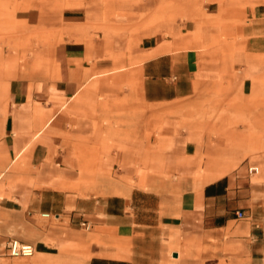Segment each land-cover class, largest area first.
Masks as SVG:
<instances>
[{
  "label": "crops",
  "instance_id": "1",
  "mask_svg": "<svg viewBox=\"0 0 264 264\" xmlns=\"http://www.w3.org/2000/svg\"><path fill=\"white\" fill-rule=\"evenodd\" d=\"M172 5L0 0V264L15 215L28 229L38 216L45 234L52 225L65 231L58 253L82 264H140L151 247L162 253L168 229L201 241L229 227L248 263L264 264V150H254L264 144V100H253L264 98V42L200 53L194 24L171 18ZM128 78L138 81L134 91L119 86ZM212 88L215 99L232 100L213 107L238 120L230 133L166 116L151 119L135 144L109 145L127 140L126 124L118 133L109 126L117 99L135 93L156 109L176 108ZM227 117L206 125H228ZM252 165L259 171L248 175Z\"/></svg>",
  "mask_w": 264,
  "mask_h": 264
},
{
  "label": "rangeland",
  "instance_id": "2",
  "mask_svg": "<svg viewBox=\"0 0 264 264\" xmlns=\"http://www.w3.org/2000/svg\"><path fill=\"white\" fill-rule=\"evenodd\" d=\"M212 1L214 2L212 3L210 0H160V3L165 6L173 4L174 12L169 14L171 18L188 20L191 21V25L194 24L192 27L194 26L195 30L191 32V39L199 43L195 48L200 53L212 52L222 56L230 55L236 50H243L248 37H252V40L260 42V44L264 42V0ZM66 4L65 2L64 5ZM47 39H49V36H47ZM47 64L51 68L52 62L47 61ZM111 84L116 83L112 82ZM119 86L127 89V92L134 91L135 88H138V81L128 78L121 81ZM219 91L213 88L196 89L195 97L186 102L185 105L180 104L176 108L159 107L158 109L146 105L135 93H129L126 97L117 99L116 104L112 105V109L109 111L111 116L109 126L118 133L120 132L118 126L126 124L127 130L120 137L127 140L122 142L110 141L108 143L119 149H122L125 145L135 144L136 138L139 137L142 130L145 131L148 128L146 124L151 119H158L160 124L166 116L178 117L182 121L183 128L196 127L205 132H210L214 136L230 133L232 128H236L238 120H231L230 110H216L213 108L218 103H223L228 107L231 106V99H215V94L210 93ZM255 97L253 99L255 101L264 100L262 95ZM89 98L76 97L75 100L81 103L102 101L103 94L95 97L89 96ZM130 104H132L131 107ZM105 112L108 113V110H105ZM102 113H104L103 110L98 112L101 117ZM226 116H228V125L215 128L206 125V121L224 120ZM103 120L107 124L109 123L108 118L105 117ZM233 121L234 123H232ZM138 123H141V126H137ZM239 144L242 143L239 141ZM254 150H264V144L255 143ZM51 220L54 224L57 223L53 217H51ZM15 222V233L10 238L32 244L35 251L31 257H10L5 253L4 256L7 257V259H4L5 264H82L80 260L72 255L67 256L58 253L62 250L56 242L58 237L65 235V231L56 232L55 226L52 225L45 234L46 227L38 216L31 218L29 229L22 226L19 217L16 215ZM233 225L237 226V223L234 222ZM165 234L161 239L162 253L158 254L156 251L158 246H153L151 247L153 253L150 255V259L145 258V261L140 264H249L245 253V244L233 237L230 227L224 231L221 230L220 233L208 235L201 241H184L182 238L177 237L179 231L175 228L168 229ZM6 243L7 241L5 245ZM43 243L49 247L46 246L43 249ZM40 250L50 253L43 254L39 252ZM173 253H177V256L174 257Z\"/></svg>",
  "mask_w": 264,
  "mask_h": 264
},
{
  "label": "built area",
  "instance_id": "3",
  "mask_svg": "<svg viewBox=\"0 0 264 264\" xmlns=\"http://www.w3.org/2000/svg\"><path fill=\"white\" fill-rule=\"evenodd\" d=\"M258 171L259 168L256 165H252L247 168L248 175L258 173ZM43 216L47 217L49 216V214H43ZM235 217L238 219L244 218L245 217L244 211L243 210L235 211ZM80 226L84 227L85 229L89 228V225L86 222H81ZM5 249H6V253L10 257H31L35 251V248L32 244L22 242L15 238H11L7 241L5 245Z\"/></svg>",
  "mask_w": 264,
  "mask_h": 264
},
{
  "label": "water",
  "instance_id": "4",
  "mask_svg": "<svg viewBox=\"0 0 264 264\" xmlns=\"http://www.w3.org/2000/svg\"><path fill=\"white\" fill-rule=\"evenodd\" d=\"M173 256L176 257L177 256V253H173Z\"/></svg>",
  "mask_w": 264,
  "mask_h": 264
}]
</instances>
